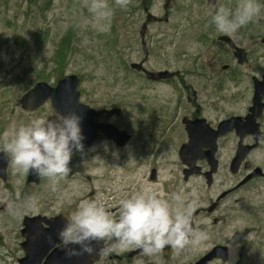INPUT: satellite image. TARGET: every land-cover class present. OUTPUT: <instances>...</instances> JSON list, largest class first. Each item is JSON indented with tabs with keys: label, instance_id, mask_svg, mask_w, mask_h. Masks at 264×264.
I'll list each match as a JSON object with an SVG mask.
<instances>
[{
	"label": "flooded vegetation",
	"instance_id": "flooded-vegetation-1",
	"mask_svg": "<svg viewBox=\"0 0 264 264\" xmlns=\"http://www.w3.org/2000/svg\"><path fill=\"white\" fill-rule=\"evenodd\" d=\"M140 1V5H130L127 10L121 8L117 14L118 42L121 28H125L132 37L127 43L128 50L135 48L137 52V36L143 53L136 61L128 59L125 63L124 73L128 68L129 80L124 84L128 92L124 99L128 102L119 101L116 95V102L109 99L100 105L90 94L81 102L96 115L89 118L87 110L86 117L82 118L84 155L72 156L71 171L59 180L54 199L52 182L44 185L45 177H32L28 182V173H24L19 179L22 192L33 189L38 196H34L33 201L38 212L22 215L17 247L6 249L7 259L15 264H30L26 259L27 246L32 240L42 241L44 233L49 235L51 249L39 264H44L47 256L61 249L57 233L67 216L84 200H96L116 212L121 199L145 188L163 193L166 198L178 194L184 206L194 208L193 226L210 235L222 225L235 203L238 205L252 195L263 194L264 198V31L257 27L260 34L256 43L262 52L260 56H252L249 48L240 43L244 38L250 42V23L229 35L217 31L212 21L219 2L235 10L239 0H207L206 3L203 0H162L159 17L151 12L152 0ZM175 3L181 7L177 9L178 25L182 21L189 24V27L183 26V36L196 30L194 38L205 53L181 56V66L171 65L179 59L169 56L168 65L155 68L148 50L150 29L153 25L164 26L170 22ZM258 3L262 6V15L261 19L257 18V24L264 21V0ZM192 9L199 13L195 19L188 15ZM139 24L140 28L136 29ZM222 37H228L245 56H235L234 49L220 39ZM55 84L53 81L49 85L54 87ZM150 94L154 96L151 104L148 102ZM45 104L51 103L47 100ZM0 150L3 151L1 145ZM4 154L7 164L2 182L3 186L10 187L11 176L14 177L9 172L11 157L9 153ZM97 156L105 163L96 159ZM44 186L47 191L43 190ZM55 203L61 205L56 208ZM239 207L244 211L252 210L248 205ZM7 208V204H1L0 213L4 214ZM24 217L34 218L30 222L31 229L25 227ZM56 225L58 230L52 236L51 229ZM263 227L259 226V231ZM94 246L99 249L101 244L94 242ZM105 246L110 252L101 254L93 264L102 257L114 264H151L149 254L141 248H121L115 241ZM217 247L225 249L226 259L214 256L206 264L219 261L227 264L231 252L224 245L213 246L193 264H199ZM173 249L166 245L154 254L165 256ZM1 255L4 260V254Z\"/></svg>",
	"mask_w": 264,
	"mask_h": 264
},
{
	"label": "rangeland",
	"instance_id": "rangeland-1",
	"mask_svg": "<svg viewBox=\"0 0 264 264\" xmlns=\"http://www.w3.org/2000/svg\"><path fill=\"white\" fill-rule=\"evenodd\" d=\"M139 1L131 0L127 8L130 5H140ZM161 2L162 0H152L151 12L158 17L161 16ZM203 2L206 3L207 0ZM89 4L90 0L88 3L85 0H0V137L13 123L19 126L27 125L40 117L55 118L51 104L45 102V105L30 112L21 108L20 100L35 84H51L54 81L56 86L61 76L79 77V102H84L89 94L100 105L106 104L109 99L116 102V95L119 101L128 102L124 99L125 94H128L124 84L129 80L128 68L126 74L124 73L125 63L128 59L136 61L139 58L137 56H143L141 44L136 36L137 52L135 48L128 50L127 43L132 37L125 28H121L120 43L118 42L117 14L121 8L115 4V0H108L113 14L107 19L98 18L89 10ZM176 5L175 3L172 18L167 25H153L150 29L148 50L150 56H153V62L155 61V68L168 65L169 56L179 59L172 61L171 65L181 66V56H203L205 53L201 49V43L194 38L196 30L183 36V26L189 27V24L182 21L178 25L177 9L181 7ZM221 6L223 4L219 2V7ZM196 14L199 15L192 9L188 15L195 19ZM261 15L262 13L250 22V42L245 38L240 42L249 48L252 56H260L262 52L256 43L260 34L257 27L264 31V21L256 23ZM139 28L140 24L136 29ZM64 41H67L65 58L59 67L55 56ZM148 99L150 104L154 102L153 95L150 94ZM0 145L3 149L2 139ZM9 172L14 175L11 176L10 187L3 186L0 177V205L4 203L8 206L4 214L0 213V264H15L12 259V262L7 259L6 249L9 246L11 249L17 247V232L21 226L22 215L37 211L31 207L35 196L33 189L22 192L19 186V179L24 173L17 171L12 162ZM50 181L45 177L43 184L48 185ZM51 193L54 199L56 190ZM60 205L61 203L54 204L56 208ZM240 205H248L252 210L244 211ZM231 208L225 221L208 235L206 242L179 251L173 249L165 256L149 255L150 263L193 264L198 256L208 252L213 246L224 245L231 252L227 264H264V227L261 231L258 229L264 225L263 194L249 196ZM19 238L21 239L20 235ZM97 264L114 262L102 257ZM214 264L222 263L219 261Z\"/></svg>",
	"mask_w": 264,
	"mask_h": 264
},
{
	"label": "clouds",
	"instance_id": "clouds-1",
	"mask_svg": "<svg viewBox=\"0 0 264 264\" xmlns=\"http://www.w3.org/2000/svg\"><path fill=\"white\" fill-rule=\"evenodd\" d=\"M130 2L115 0L122 9ZM261 7L258 0H239L235 10L219 7L212 21L217 31L230 35L253 21ZM89 10L103 19L113 14L108 0H90ZM82 118L75 112L57 113L55 118L40 117L27 125L13 123L0 137L3 151L11 154L12 165L17 171L28 173L31 170L39 177L49 178L55 191L59 180L71 171L72 156L76 153L81 157L84 155ZM95 158L103 161L99 156ZM31 207L36 208L35 202ZM193 212V206H184L180 195L166 198L163 193L145 188L121 199L116 212L96 200L81 201L67 216L57 235L65 257L69 259L85 254L91 256L94 252L107 255L111 249L105 245L113 241L121 248L135 246L149 255L160 252L166 245L179 251L188 246H200L209 239L206 231L193 226ZM94 242L101 244L98 250Z\"/></svg>",
	"mask_w": 264,
	"mask_h": 264
},
{
	"label": "water",
	"instance_id": "water-1",
	"mask_svg": "<svg viewBox=\"0 0 264 264\" xmlns=\"http://www.w3.org/2000/svg\"><path fill=\"white\" fill-rule=\"evenodd\" d=\"M220 39L226 41L229 46L234 49L235 56H245L244 51L236 47L228 37H222ZM78 80L79 77L77 76H61L57 82V85L54 87H51L46 83H37L22 96L20 100L21 108L23 110L33 111L49 100L56 114L58 113L60 115H67L71 112H75L82 117H86V112L89 110L90 113L88 114V117L91 118L93 115H96V113L93 109L84 106L81 102H79V92L77 90ZM6 164L7 158L4 152L0 150V177H2V179L5 176L4 169ZM32 177L37 178V175H35L30 170L28 172V182ZM32 220H34V218H25L24 225L26 228L31 229L32 226L30 222ZM57 230V225L53 226L50 235H56L55 231ZM35 231L37 232V230ZM41 235L42 241L39 242L38 240H32L27 246L26 259L30 261V264H39L45 254L51 249L50 241L47 239L49 235L47 236L46 233H44V236L43 234ZM51 243H54V241ZM72 247L78 248L77 245H72ZM96 249L98 250V248ZM53 253L54 254L51 253L49 256H47V260L44 262V264H93L94 261L98 260L100 256L97 254V252H94L91 256L86 254L80 257H72L69 259L65 257L64 251L62 249H56ZM214 256H219L226 259L225 249H222L221 247L214 248L209 255L204 257L199 262V264H206L208 259ZM91 259H93V261Z\"/></svg>",
	"mask_w": 264,
	"mask_h": 264
},
{
	"label": "trees",
	"instance_id": "trees-1",
	"mask_svg": "<svg viewBox=\"0 0 264 264\" xmlns=\"http://www.w3.org/2000/svg\"><path fill=\"white\" fill-rule=\"evenodd\" d=\"M66 43L67 41H64V43L62 44L61 47L58 48L57 52H56V62H57V65L60 67L62 62L64 61V58H65V50H66ZM60 70V68L58 69ZM62 72H60L61 74Z\"/></svg>",
	"mask_w": 264,
	"mask_h": 264
},
{
	"label": "bare ground",
	"instance_id": "bare-ground-1",
	"mask_svg": "<svg viewBox=\"0 0 264 264\" xmlns=\"http://www.w3.org/2000/svg\"><path fill=\"white\" fill-rule=\"evenodd\" d=\"M86 255V254H85Z\"/></svg>",
	"mask_w": 264,
	"mask_h": 264
}]
</instances>
